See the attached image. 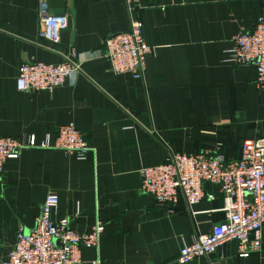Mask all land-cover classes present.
<instances>
[{
  "label": "crops",
  "instance_id": "crops-1",
  "mask_svg": "<svg viewBox=\"0 0 264 264\" xmlns=\"http://www.w3.org/2000/svg\"><path fill=\"white\" fill-rule=\"evenodd\" d=\"M37 8L38 0H0V137L41 139L72 123L93 152L78 160L31 148L5 162L0 251L19 229L31 230L54 193V220L68 218L80 232L102 224L98 248H81L85 264H179L183 243L223 221L222 196L205 185L200 202L186 207L180 199L168 213L140 190V170L163 164L170 150L234 160L244 141L264 138V89L255 70L224 61L232 38L253 30L264 0H65L68 26L56 46L38 36ZM132 19L142 22L152 49L140 79L113 73L103 46ZM71 52L80 70L63 85L51 93L16 89L23 62L57 64ZM222 251V259L183 264H264V227L260 252L239 258L235 241Z\"/></svg>",
  "mask_w": 264,
  "mask_h": 264
},
{
  "label": "built area",
  "instance_id": "built-area-1",
  "mask_svg": "<svg viewBox=\"0 0 264 264\" xmlns=\"http://www.w3.org/2000/svg\"><path fill=\"white\" fill-rule=\"evenodd\" d=\"M37 9L40 17L38 36L51 45H59L60 32L68 26L67 16L49 15L46 0H38ZM103 46L113 73L128 74L133 79L142 77L146 55L152 49L144 41L143 25L139 19L130 21L127 32L106 37ZM69 56H64L57 64L34 60L23 62L15 79L16 89L20 92L51 93L80 70L72 60L75 53L71 52ZM224 61L252 67L256 73V86L264 89V8L252 31L240 32L232 38V46ZM31 148L60 150L78 160H84L88 153L93 152L72 123L59 126L54 134L47 133L41 139L32 134L0 137V181L5 162L18 158L22 150ZM140 175V190L166 206L168 213L173 212L172 206L180 199L186 207L200 202L205 197V185L217 187L222 196L223 221L213 225L208 234L196 236L190 244L183 243L177 263L210 259L212 255L222 259L223 246L230 241L237 243L239 258L261 251L264 138L244 141L239 157L229 161L222 155H210L207 151L187 154L170 150L163 164L143 167ZM57 206L58 196L48 194L31 230L19 229L13 244L5 252L0 251V264H85L81 260V248H98L102 224L97 221L86 232L71 229L68 218H52ZM100 263L98 258L89 262Z\"/></svg>",
  "mask_w": 264,
  "mask_h": 264
},
{
  "label": "water",
  "instance_id": "water-1",
  "mask_svg": "<svg viewBox=\"0 0 264 264\" xmlns=\"http://www.w3.org/2000/svg\"><path fill=\"white\" fill-rule=\"evenodd\" d=\"M48 7L52 8V16H62L65 14V0H49Z\"/></svg>",
  "mask_w": 264,
  "mask_h": 264
}]
</instances>
